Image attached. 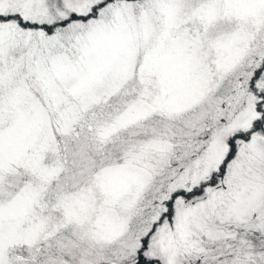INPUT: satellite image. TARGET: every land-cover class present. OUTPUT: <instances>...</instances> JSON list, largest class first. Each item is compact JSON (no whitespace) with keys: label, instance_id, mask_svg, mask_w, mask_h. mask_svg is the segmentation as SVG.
I'll use <instances>...</instances> for the list:
<instances>
[{"label":"snow or ice","instance_id":"1","mask_svg":"<svg viewBox=\"0 0 264 264\" xmlns=\"http://www.w3.org/2000/svg\"><path fill=\"white\" fill-rule=\"evenodd\" d=\"M0 264H264V0H0Z\"/></svg>","mask_w":264,"mask_h":264}]
</instances>
